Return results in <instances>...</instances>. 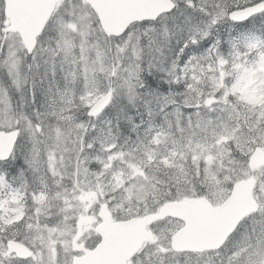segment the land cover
I'll list each match as a JSON object with an SVG mask.
<instances>
[{
	"label": "snow or ice",
	"instance_id": "snow-or-ice-1",
	"mask_svg": "<svg viewBox=\"0 0 264 264\" xmlns=\"http://www.w3.org/2000/svg\"><path fill=\"white\" fill-rule=\"evenodd\" d=\"M0 264H264V0H0Z\"/></svg>",
	"mask_w": 264,
	"mask_h": 264
}]
</instances>
